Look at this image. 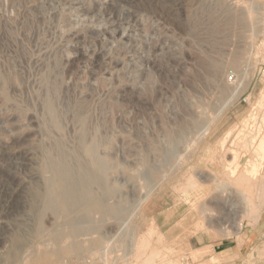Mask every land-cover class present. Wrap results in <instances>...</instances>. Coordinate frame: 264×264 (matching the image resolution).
I'll return each mask as SVG.
<instances>
[{
	"label": "rangeland",
	"instance_id": "rangeland-1",
	"mask_svg": "<svg viewBox=\"0 0 264 264\" xmlns=\"http://www.w3.org/2000/svg\"><path fill=\"white\" fill-rule=\"evenodd\" d=\"M251 6L258 9L259 13L251 20L239 22L241 24L246 21V25L238 23L226 28L217 25L218 28L212 24L211 11L217 12V16H225L246 12ZM110 8L113 10L110 11ZM223 8L229 12L221 13ZM262 21L264 0H16L15 3L0 0V264H36L37 261L39 264H65L66 261V264H141L142 260L138 261L135 256V245L143 239L147 241L149 254L155 250L161 251L156 264L175 261L177 264L179 260L178 264H264V201L261 203L264 193V163L258 176L253 179L258 186L253 188V214L246 216L243 213L246 212L243 195L222 177L225 172L223 160H230L231 156L225 157L220 150L225 134L234 128V134L238 135L242 122L248 116L255 119L257 117L258 123H251V127L246 129L247 134L257 128L264 131V104H260L262 98L264 100ZM203 49L208 53L204 50L206 54L202 55ZM213 58L223 64L225 73L222 72L224 76L221 74L212 77L214 79L211 82L204 64ZM223 81L226 83L222 86L220 83ZM48 83L58 85V92L50 93ZM230 87L234 88L233 98ZM222 96H227L231 101ZM47 97L55 101L67 132L73 131L72 114L77 106L89 104L90 113L93 112L94 117L98 118L100 115L101 120L105 118L103 132H106L113 146L110 150L102 149V153L108 154L112 150L111 153L118 161H115V168L110 171V178L119 185L117 187L119 193H122L120 201L123 206L131 211L145 196L141 185L143 182L137 178L138 171L143 168L142 160L146 157L153 166L154 161L161 164V148L166 145L163 141L167 135L166 127L163 126L167 125V121L174 129L175 116L182 117L183 114L185 120L186 117L190 119L188 116L191 114L197 119L204 118L205 123H213L209 135L195 138L196 144L188 153L184 150L186 160L181 168L175 166L176 163L172 167L166 166L167 168H163L162 164V168L159 164L154 166L160 167L158 169L168 175L164 179L162 173L154 183L157 185L160 181L153 193L152 200L156 201L155 204L147 206L145 211H136L132 216L127 226L130 235L123 239V245L114 242L113 236L118 226L113 221L107 222L105 236L109 243L106 241L105 245L113 249L108 256L100 255L104 254V249L101 252L95 250L96 253L92 255L85 238L78 239L79 244H84L79 245L78 254L55 255L52 245L45 243L44 238L36 232L38 226L34 228L38 225L36 213H40L42 207L40 196L36 192L43 185L40 169L44 145L48 142L44 115ZM187 105L191 107L188 109ZM204 107L208 109L205 110ZM179 108L182 113L177 110ZM57 133L56 131L55 135ZM144 141L148 142L144 144ZM142 144L144 145L141 146ZM159 145L161 148H156ZM231 145L230 142L226 147L230 148ZM210 150L216 151L213 164L204 161ZM254 159L256 157L253 151L244 155L240 160L241 170L249 160ZM203 170L207 173L204 174ZM190 172L204 188L211 187L202 201L192 200L196 208L190 200L187 202L182 193L186 184L184 176ZM38 173L40 181L36 177ZM214 173L219 175L223 185H228L227 189L223 186L220 188L222 190L216 189L213 184L204 183V176L208 181L209 177L214 180ZM27 191L33 198H28ZM257 194L261 200L257 199ZM33 199L38 202L33 203ZM234 200L238 202V208H234ZM202 207L205 213L198 215L197 212ZM236 208L239 212L234 210ZM228 214L232 216L228 217ZM244 215L245 221L243 220L242 227H238V221ZM208 216L209 219L214 217L210 221ZM235 216L234 222L231 219ZM50 217L52 216L48 215L44 219L48 231L58 227L54 218ZM201 221L202 226H197ZM210 222L217 226L211 227ZM235 227L238 228L237 231ZM224 228L231 229L229 236ZM20 236L25 241L19 239ZM133 236L136 237L133 239ZM127 241L129 243L125 247ZM64 246L65 244L61 248ZM198 252L201 255H197ZM41 254L46 255L42 257ZM49 257L51 260L47 259Z\"/></svg>",
	"mask_w": 264,
	"mask_h": 264
},
{
	"label": "bare ground",
	"instance_id": "bare-ground-1",
	"mask_svg": "<svg viewBox=\"0 0 264 264\" xmlns=\"http://www.w3.org/2000/svg\"><path fill=\"white\" fill-rule=\"evenodd\" d=\"M15 2H16V0H11V3H15ZM242 4H243V2H242ZM252 4H254V3H252ZM244 7H245V5H244ZM224 9L225 8H223V12H221V13L225 12V14H226V12H229V11H224ZM236 9H237V7H236ZM236 9H234V10H236ZM247 9L248 10L246 12L242 11L241 13H237V11H236L237 14H227L225 16H221V14H220V16L219 15L217 16V14H216L217 12H212L211 11L209 13H211L210 15H211V18H212V20L214 22V23H212V22L211 23L215 24V26L219 25L222 28H224V27L226 28V27L232 26L233 24H238L242 20H246V19L251 20V19L254 18L255 14L257 15L259 13L258 9H255L253 6L247 8ZM262 9H263V7H262ZM109 10L112 11L113 8H110ZM240 10H244V9H240ZM230 12H231V10H230ZM231 13H233V12H231ZM209 20H210V18H209ZM263 22L264 21H262V23ZM245 23H248V22L244 21V23H241V24L243 25ZM252 24H253V22H252ZM219 26H217V27L219 28ZM248 26H249V24H248ZM252 26H254V25H252ZM215 29H216V27H215ZM252 29H253V27H252ZM204 50L205 49H203V52H202L203 54L202 55H205L206 53H208L206 50H205L206 51V53H205ZM199 52H201V51H199ZM188 54L190 55V53H188ZM204 65H205V69H206L207 75H209V77H211V79H210L211 82H213V79H214V78L212 79V77L220 76L222 74V72H224L223 64H221L217 59L213 58V59L207 60L206 64H204ZM224 81L222 83H220L222 86H223V83L224 84L226 83ZM56 84H57V82H56ZM56 84L48 83V90H50V93L58 92L59 87ZM235 86H237V85H235ZM226 88H227V86H226ZM230 89H231V87H230ZM232 89H234V88H232ZM232 89H231V91H233ZM237 90H238V88H237ZM239 91H241V90H239ZM232 94L233 95L235 94L234 91L232 92ZM228 95L231 98V95L230 94H228ZM233 97H235V95L232 96V98ZM222 98H224V97L222 96ZM227 99H228V97H227ZM177 100L175 101V105L177 104L176 103ZM221 101H222V99H221ZM229 101H231V100H229ZM179 103H182V102H179ZM183 103H184V101H183ZM262 103L264 104L263 98H262L260 104L262 105ZM198 104H199V102H198ZM177 105L175 106L176 108H177ZM199 105L201 106V104H199ZM203 105H205V104H203ZM231 105H232V103H231ZM179 106H180V104H179ZM189 106L187 105L188 109H189ZM208 106H210V105H208ZM181 107H182V105H181ZM259 107H261V106H259ZM44 108H45V110H44L45 114L44 115L46 117L45 118V123H46V129H47V138L46 139H48V142H46L45 145H44V151L45 152H44V158H42L43 159L42 169H40L41 172L39 171L40 175L43 177L42 178L43 179V185L40 187L39 185H37L38 183L36 182L37 183L36 185L40 187V190L37 191L38 187L35 188V191H37L36 193L38 194V197L40 196L39 201L41 200V203H42L41 206L42 207L40 208L41 209L40 213H36V214H38V225L34 226V228L38 226V228H36L37 229L36 232L39 235H41L42 238H44V242L45 243L52 245V248L54 249L52 252L55 255L78 254V251L80 249L79 245H81V243L80 244L78 243V239L81 238L83 240L85 238L86 240L85 239L84 240L86 241V243L89 244V246H88L89 250L88 251H90V253L92 255H94L96 253V251L97 252H101V250L104 249V251H105V252H103L104 254L101 253L100 255H102V257L108 256L111 253V251H113L112 248H109V247H107L105 245V244H107L106 243L107 239H106V236H105V233H106L105 229H106V227H108L106 224L109 221H113L118 226V230H117L116 233H114L115 235L113 236L115 238L114 242L123 245V243H121L123 241V239L125 237H128V235H130L129 234V230L130 229L127 228V226L131 222V218L134 215V213L136 211L140 210V209L145 211L147 209V206H151L152 204H155V202H156V201L154 202L152 200L153 199V193L156 191L157 187L159 186L160 181L158 182L157 185H155L154 183L157 180H159L158 178H160L159 177L160 175L164 174L165 175V176L163 175L164 179L168 175L165 172H161V169H158V168L161 167L160 165L162 164L163 165L162 167L164 168L166 166L167 167H169V166L172 167L171 165L176 163L175 166L178 165L181 168L183 166V164L185 163V160H186L185 151L184 150L186 149V152H187L191 147H193L196 144V139L195 138H198V139H200L202 137L205 138L204 136L209 135V133L211 131V125L213 124V123L209 124L210 122L209 123H205V121L203 120L204 118L201 117L202 119H199V118L197 119V118L192 117L193 115L191 116V114L187 113V115L189 114L188 117H190V119H187V117H186L185 120H184L185 116L183 117V114H182V117L175 116V114H173V116H175V121H173V122L175 124L176 129H175V127L173 129V127L170 126L172 124H170L169 121H167L169 124L166 123L167 124L166 126H163L166 121L163 123V125H161L163 127H166V132H167L166 140L163 141L164 144H166V145L165 146L163 145L162 148L160 147V145L158 147L156 146V148L160 147L162 149L161 150L162 151V155H161V161H160L161 164H159V162H158V164H159L158 165V164L155 163V161L153 162V160H152V162L155 165H158L160 167L156 168V167H154L155 165L154 166L151 165V163L148 162L146 157H145V159L142 160L143 163H142L141 166L143 168H142V170L138 171L139 173H138V177L137 178H139L143 182V184H141V185H142V190H144L145 196L142 197L140 201L138 200L139 202L137 204V207L133 211H131L129 208L127 209V208H125L123 206V203L120 201V197H121L120 195L122 193L121 194L119 193V188L117 187L118 184L116 185L115 183H113L114 181L111 180V178H110V171L114 167V165L116 164L115 161H117V160L115 159L114 155L111 153L112 150H111V152H109L111 154L108 153L109 155L107 153L103 154L105 152L102 153V149L103 150L104 149H109L110 150V149H112V146H113L112 145L113 142L112 143L110 142V139L105 134L106 132H103V130H105V125H106L105 124V122H106L105 118H103L104 120H101L100 119V115H99L98 118L94 117L93 116L94 115L93 112H92V114L90 113L91 110H90L89 104L77 106V108H75L73 110V114H72L73 115V119H72L73 131L72 132H67V131H65V127L63 126L64 122L62 123V121L60 119V113H59L60 111L58 110V107H57L55 101L53 100V98L52 99L48 98V99L45 100ZM180 108L177 109V110L182 113V109L180 111ZM188 109H187V111H188ZM206 109H208V108H205V110ZM222 109H223V107H222ZM198 110H200V109H198ZM184 111H185V109L183 110V113H184ZM220 111H222L221 108H220ZM181 113L179 114L180 116H181ZM200 113H203V112L201 111ZM101 114H102V112H101ZM262 114H264V113H262ZM176 115H178V114L176 113ZM163 116L165 118L164 114H163ZM198 117H200V116H198ZM248 117L249 118L245 117L246 119L242 122V128H241L240 132L238 133V135L234 134L235 133L234 132V128L230 129L225 134L224 138L221 140V145H220V148H221L220 150L223 152V155L225 157H227V155L231 156L230 160H225V159L223 160V167H224V171L225 172H224L222 177L224 179H226V183L228 185L236 187L235 189H237L238 192H240L241 195H243V200L245 201V205L244 206L246 207V212H243V213H245L246 216H250V215L253 214V210H254V207H255L254 201H253V188L257 184V183L255 184L253 182V179H255V177L258 176L257 174H259V172H260L259 170L262 168V165L264 163V131L261 132L262 129L261 128H259V129L257 128L255 130H250L251 132L249 134H247L248 130L246 131V129H249L250 124L251 123H252L251 125L256 124V122L258 121L256 116H255L256 119L254 117H253L254 119L251 118V116H248ZM95 118L97 120H95ZM253 121H255V123ZM263 123H264V120H263ZM163 127H162V130L164 131L165 129ZM256 127H258V124H257ZM261 127H263V126L261 125ZM54 130H56L58 132L57 133L58 135H55L56 131H54ZM70 130H72V129H70ZM163 131H161V132H163ZM142 132L143 131H141V133ZM150 133L148 134V136H150ZM139 134H140V131H139ZM153 134H155V132ZM163 134H164V132H163ZM142 135H143V133H142ZM234 136H237V137L234 138ZM162 137L165 138L164 136H162ZM146 139L149 140V138H147V137H146ZM141 140L143 141V139H141ZM150 140H151V138H150ZM146 142H148V141H146ZM146 142L144 144H146ZM230 142L232 143V145H231L230 148H227L226 146ZM144 144H142L141 146H143ZM198 144H200V143H198ZM148 145H150V143ZM153 148H155V147H153ZM142 149L143 148H141V150ZM151 149H152V147H151ZM251 151H253V154L255 155L256 159L249 160L248 163L246 162L247 165L244 167L243 170H241V162H240L241 158L244 155H247L248 153H250ZM157 153L158 152H156V154ZM193 153H194V151H193ZM143 154L146 155L145 153H143ZM153 154H151V155H153ZM24 156L26 157V155H24ZM32 156H31V158H32ZM153 156H154V158L156 157L155 155H153ZM192 156H190V157H192ZM26 158H28V157H26ZM215 158H216V151L215 150H213V151L210 150L209 153L207 154V156L205 157L204 161L207 164H209V163L213 164V162L215 161ZM28 159H26V160H28ZM156 159H157V157H156ZM32 162H33V160H32ZM32 162H30V163H32ZM38 164H39V162H38ZM39 165L41 166V164H39ZM34 166L37 167L36 165H34ZM40 166H39V168H40ZM175 166L173 168H175ZM177 171L178 170H176L175 172H177ZM171 172H173V171H171ZM197 172H196V174H197ZM201 172H200V174H201ZM203 173L206 174L207 172H204V170H203ZM40 175L38 173V176H36V177H38L39 181H40V178H41ZM172 175H173V173H172ZM208 175H210V174L208 173ZM34 176H35V174H34ZM111 177H112V175H111ZM204 177H205V182L204 183L213 184L216 187V189H218V188L220 189V188H222V186L225 187V188L228 186V185L227 186L223 185V181L220 179L218 174H215V178L212 176V178H214V180H211L210 179L211 177L208 176L210 181L206 180V176H204ZM262 177H264V175ZM38 179L36 181H38ZM162 179H161V181H162ZM184 180L186 181V184H185V189L183 188L184 190H183L182 193H184V195L186 196L187 202H189L188 200H190L191 203H192V200H194L195 202L202 201L204 199V197L211 191V187L208 186V188H204L198 182L197 178L195 177V175L192 172L186 174L184 176ZM201 180H202V177H201ZM262 183H264V182H262ZM139 185H140V183H139ZM204 185H206V184H204ZM261 189H262V185H261ZM220 190H222V189H220ZM31 191H32V189H31ZM25 192H26V190L24 191V193ZM221 192H223V191H221ZM29 193H31V192H29ZM212 193H213V191H212ZM142 194H143V191H142ZM27 195H28V191H27ZM140 195H141V193H140ZM219 196H220L219 198H221L220 194H219ZM214 197L216 198L215 195H214ZM227 197H228V195H227ZM227 197H226V199H227ZM262 197H263V199L261 200L258 197V194H257V199H260L261 203L264 201V193H263ZM28 198H33V197L29 196ZM230 198H231V196H230ZM35 199H37V198H35ZM112 200H114V203H111ZM209 200L211 201V199H209ZM209 200H208V202H209ZM227 200H229V198ZM241 200L242 199H240V201ZM31 201H30V203H31ZM36 201H34V199H33L32 202L34 203ZM234 201H236V200H234ZM28 202H29V199H28ZM224 203H223V206H224ZM217 204L214 205L215 208H216ZM235 204H236V206H234V208L237 207L238 202L236 201ZM262 204H264V202ZM35 205H36L35 207L37 208V204H35ZM192 205L194 206V208H196V204L195 203H192ZM259 205H260V203H259ZM220 206H221V204H220ZM223 206H221V207L223 208ZM30 207L31 206L29 205V208ZM245 207H244V209H245ZM257 207H258V205H257ZM237 208L234 209V210L237 211ZM241 208H243V207H241ZM33 210L35 211L36 209L33 208ZM226 211H227V209H226ZM241 211H242V209H241ZM207 212H209V211H207ZM230 212H231V210H230ZM237 212H239V211H237ZM204 213H205V209L203 207L200 208V210L197 212L198 215H203ZM220 213H219V215H220ZM48 215H51L54 218V220L56 221L57 226H58V227L56 226L57 227L56 229H53V230L51 229L50 231H48V229L45 227L44 219ZM232 215H234L233 211H232ZM232 215H230V216H232ZM240 215H243V214H241V212H240ZM230 216L228 214V217H230ZM246 216L245 215H244V217L242 216V218H243L242 220L238 219L239 220L238 224H237L238 227H240V226L242 227V223L245 221L244 218H246ZM52 217H50V218H52ZM212 218H210V219H212ZM234 218H236V216L233 217V219ZM208 219H209V216H208ZM233 219H231V220L235 222V219L234 220ZM51 220L53 221V219H50V221ZM231 220H230V222H231ZM218 221H220V220H218ZM56 223H55V225H56ZM202 223H203L202 221L198 222L197 226H202ZM213 223L214 222H210V226L214 228L217 225L213 224ZM228 223H229V220H228ZM111 224H113V223H111ZM49 225H50V222L48 223V226ZM116 225H115V227H116ZM237 225H235V226H237ZM109 226H110V223H109ZM222 226H224V224H222ZM222 226H220V227H222ZM231 226H233V224ZM113 227H111V228H113ZM220 227H219V229H222ZM225 228H224L225 233H226V235L229 236L231 234V229L230 228L225 229ZM235 228H236L235 231H237L238 228L237 227H235ZM30 230H32V228ZM115 230H116V228H115ZM32 231H34V229ZM46 232H48V234H46ZM132 233H133V231H132ZM95 235H98V236L95 238L94 237ZM135 237L133 236V239ZM110 238H109V240H110ZM131 238H132V236H131ZM19 239H23V238L21 237ZM130 239H129V241H130ZM17 240H18V238L16 239V241ZM44 242H43V246H44ZM134 242H136V241H134ZM23 243L25 244V242H23ZM126 243H129V242L127 241V242H125V244ZM24 244H22V245H24ZM64 244H65L64 248H61V246L64 245ZM19 245L20 244L18 243L17 246H19ZM83 245H81V246H83ZM127 245L128 244H126L125 247H127ZM135 246H136V255L135 256H137L138 261L142 260L141 264H156L157 257L160 256L161 251H158V250L156 251L155 250V251H152L149 254L148 251H147L148 244H147L146 239H143L141 243H137ZM174 248H175V246H174ZM210 248H211V246H210ZM126 250H128V248ZM129 251H132L131 248H129ZM194 251H195V249H194ZM83 252H81V253H83ZM128 253L131 254V252H128ZM203 253L205 254L204 251H203ZM46 254H44V255H46ZM50 254H51V252H50ZM53 254H51V256ZM198 254L201 255L199 252L197 253V255ZM44 255H42V257ZM197 255H195V256H197ZM83 256H85V255H83ZM166 256H167V254H166ZM143 257H145V258L143 259ZM178 258H179V256H178ZM47 259H50V257L47 258ZM104 259L105 258H103V260ZM175 259H177V258H175ZM184 260H185V258H184ZM194 260H196V259H194ZM42 261L43 260H41V262ZM179 261H178V263H179ZM175 262H169V264H175ZM199 262H201V261H199ZM37 263H38V261H37ZM66 263H67V261H66ZM187 263L188 262H186V264ZM124 264H128V262H125ZM135 264H137V263L135 262Z\"/></svg>",
	"mask_w": 264,
	"mask_h": 264
}]
</instances>
